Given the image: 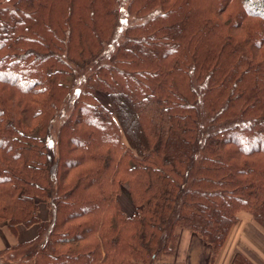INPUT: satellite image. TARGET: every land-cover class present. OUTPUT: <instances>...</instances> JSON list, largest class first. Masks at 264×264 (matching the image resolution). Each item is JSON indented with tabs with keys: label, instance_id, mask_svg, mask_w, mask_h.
<instances>
[{
	"label": "trees",
	"instance_id": "obj_1",
	"mask_svg": "<svg viewBox=\"0 0 264 264\" xmlns=\"http://www.w3.org/2000/svg\"><path fill=\"white\" fill-rule=\"evenodd\" d=\"M6 1L0 223L39 228L2 262L166 264L180 229L214 260L239 212L264 229V0H130L145 20L86 76L55 148L72 64L101 53L116 0ZM200 106L212 128L201 143Z\"/></svg>",
	"mask_w": 264,
	"mask_h": 264
},
{
	"label": "crops",
	"instance_id": "obj_2",
	"mask_svg": "<svg viewBox=\"0 0 264 264\" xmlns=\"http://www.w3.org/2000/svg\"><path fill=\"white\" fill-rule=\"evenodd\" d=\"M38 217L49 220V210L39 203ZM38 224L29 227L16 225L13 232L5 222L0 223V251L29 243L38 235ZM175 248L170 254L159 256L157 262L166 264H231L235 254L244 256L249 264H264V229L246 212L238 213V221L229 231L215 259H211V247L196 233L180 229ZM32 260L24 264H32Z\"/></svg>",
	"mask_w": 264,
	"mask_h": 264
},
{
	"label": "rangeland",
	"instance_id": "obj_3",
	"mask_svg": "<svg viewBox=\"0 0 264 264\" xmlns=\"http://www.w3.org/2000/svg\"><path fill=\"white\" fill-rule=\"evenodd\" d=\"M129 1L130 0H116V21L114 23V27L111 31L104 32V39H103V49L101 50V53L98 56H95V58L89 62L86 63H73V74L70 77V84L69 89L67 91L66 96L63 98V103L61 104L59 110L57 111L54 121L52 122L51 126V133L49 135V143L53 145V148H55V132L58 127V125L63 121L67 115L69 114L73 103L77 100L79 93L83 90L84 84H85V78L86 76L93 71V69L103 63L106 62L107 59L111 54H113L114 50L118 46L120 42L124 39V33L128 26L139 24L145 20L144 17H138L134 14H132L129 11ZM6 0H0V5L6 4ZM97 97L101 100L103 104H107L105 95L102 93H98ZM199 108V138L200 143L203 141L205 134L208 133L209 130L212 128L210 127V123L208 121V118L206 117V113L202 106ZM125 111V110H124ZM199 150V149H198ZM197 150L196 158L198 159L200 156V151ZM120 205L124 213L127 215H130L134 212V207L128 198V195L126 192H122L118 196ZM179 233V232H178ZM4 251V250H3ZM14 254V253H13ZM13 254H4L0 256V264H14L12 260L5 259V262H2L4 257L7 256L8 258L10 255Z\"/></svg>",
	"mask_w": 264,
	"mask_h": 264
}]
</instances>
